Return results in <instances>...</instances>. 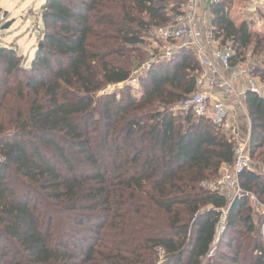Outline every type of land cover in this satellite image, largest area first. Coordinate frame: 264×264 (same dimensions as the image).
<instances>
[{
  "label": "trees",
  "instance_id": "obj_1",
  "mask_svg": "<svg viewBox=\"0 0 264 264\" xmlns=\"http://www.w3.org/2000/svg\"><path fill=\"white\" fill-rule=\"evenodd\" d=\"M39 1L31 61L0 45V264H264L237 241L236 227L253 232L248 197L231 204L217 237L226 201L200 186L232 164L233 138L174 110L196 91L193 50L152 67L138 93L125 85L147 34L187 0ZM233 1L209 8L232 67L252 45V57L264 49V37L229 17ZM252 74L264 83L263 66ZM118 85L119 98L97 96ZM242 104L253 157L264 145V96L246 91ZM239 183L264 205V178L248 171Z\"/></svg>",
  "mask_w": 264,
  "mask_h": 264
},
{
  "label": "built area",
  "instance_id": "obj_2",
  "mask_svg": "<svg viewBox=\"0 0 264 264\" xmlns=\"http://www.w3.org/2000/svg\"><path fill=\"white\" fill-rule=\"evenodd\" d=\"M200 1L204 3V7L208 11L211 6L220 2V0ZM248 1L251 4L250 7L246 8L248 12L256 13L264 10V0ZM200 17L197 0H187L180 13L174 16L168 25L153 28L148 33V40L151 45L148 46L147 58L137 69L135 76H131L125 85L131 86L134 91H138L140 79L152 67L170 60L174 53L182 47L193 50L200 66V73L196 79V91L190 98L177 104L174 110L191 112L196 119L208 120L213 126L220 129H232L235 136L233 138L235 142L232 164L222 165L217 178L203 181L200 185L204 190L223 196L226 201V206L220 210L221 217L216 228L217 237H219L225 226L227 211L231 204L243 196L251 195L244 192L239 183V176L244 172L251 171L250 156L248 143L242 140L235 128L229 126L232 108L209 91L202 90V87L207 82L209 87L218 88L224 96L231 99L234 108L244 111L242 102L245 93L236 91L237 81L244 79L247 84V91L255 95L263 96L264 86L257 77L253 76L254 66L251 67L246 62L231 66V58L234 56L231 43L220 48L213 41L210 20L201 25L199 23ZM201 36L204 38L202 43H200ZM184 39L188 41L182 43L181 46L178 45ZM262 66L264 67V64ZM220 73H228L229 77L225 79ZM249 198L256 202L253 196H249ZM157 252L163 254L161 250Z\"/></svg>",
  "mask_w": 264,
  "mask_h": 264
},
{
  "label": "rangeland",
  "instance_id": "obj_3",
  "mask_svg": "<svg viewBox=\"0 0 264 264\" xmlns=\"http://www.w3.org/2000/svg\"><path fill=\"white\" fill-rule=\"evenodd\" d=\"M41 6L42 2L39 0H0V45L4 47L15 48L25 59L24 61L26 63L31 61V59L33 58L36 47L40 40V31L37 29L36 22L38 20V14ZM250 6L251 4L248 0H234L229 11V17L234 21L236 25H239L243 22L247 23L254 35L264 37V10L257 11L256 13H251L246 9ZM198 7L199 14L201 16L199 18V23L201 25H204L205 21L210 19V14L208 9L204 7V3H201ZM4 14L5 16L3 17ZM7 23H9L10 26L6 30H2L3 26H5V24ZM146 41L147 44L145 45V47H141L142 53L144 54L142 63L145 61V57L147 58L148 46L151 45V42L148 40V34ZM178 45L181 46V43H178ZM254 48V45L249 48L246 54V63L251 67L255 65L262 66L264 64V49L257 50L255 52V57H252L251 53L255 50ZM140 65L141 63L137 68L134 69L132 76H135V73ZM143 76H145V74ZM262 85L264 86V83H262ZM123 86L124 85L109 87L103 92L98 93L97 96L99 97L104 94H116L119 98V93L124 89ZM127 87L133 90L131 86ZM138 88H140V81ZM135 92L138 93L137 90ZM243 115L239 114L237 117H234L232 114L233 117H231V120H234L237 124H239L240 127L236 126L237 132L239 133L238 135L241 136L242 140L248 143L250 123L248 117H245V115ZM225 132L226 135L232 138L235 137L233 135L232 129L226 130ZM257 154H260L259 157H257ZM250 169V172H254L261 178H264V145L255 153L253 157H250ZM249 196H253L256 202L252 201ZM249 196L246 197H248V202L251 206L250 218L253 223V232L251 234H247L246 228L236 227L239 234L237 236V241H240L242 243V256L247 259L258 255L259 253L264 254V205L257 198V196L253 194ZM224 231L225 226L220 235L224 233ZM258 244V247L261 248V251L255 252L256 249L254 248ZM157 256L159 261L163 259V254H158L157 252ZM208 264H215V260L212 259L211 261H208Z\"/></svg>",
  "mask_w": 264,
  "mask_h": 264
},
{
  "label": "crops",
  "instance_id": "obj_4",
  "mask_svg": "<svg viewBox=\"0 0 264 264\" xmlns=\"http://www.w3.org/2000/svg\"><path fill=\"white\" fill-rule=\"evenodd\" d=\"M238 1V0H237ZM200 4H201V1L200 0H197V5L198 6H200ZM203 36H201L200 37V43H202L203 42ZM188 40H182V42H181V44L182 43H185V42H187ZM220 75L223 77V78H225V79H227L228 77H229V74L228 73H220ZM202 90H206V91H209L211 94H213L216 98H218V99H221L224 103H227L231 108H232V111H231V114H230V119H229V126L230 127H234L235 128V130H237L236 129V126H239V124H237L236 123V121H234V120H231V117H237L239 114L240 115H243V112H244V115H245V117H247L246 116V113H245V111H242V110H239V109H237V108H234V105L233 104H231V99L229 98V97H227V96H224L223 94H222V91L221 90H219L218 88H216V87H209L208 86V84H207V82H206V84L202 87ZM236 91L238 92V93H245L246 91H247V84H246V82H245V80L244 79H239L238 81H237V84H236ZM232 114H233V116H232ZM243 115V116H244ZM242 116V117H243ZM240 117V116H239ZM242 122H244V121H242ZM242 122H240V123H242ZM233 124V125H232ZM240 127V126H239Z\"/></svg>",
  "mask_w": 264,
  "mask_h": 264
},
{
  "label": "water",
  "instance_id": "obj_5",
  "mask_svg": "<svg viewBox=\"0 0 264 264\" xmlns=\"http://www.w3.org/2000/svg\"><path fill=\"white\" fill-rule=\"evenodd\" d=\"M5 16V14L3 15V17ZM9 23L5 24V26H3L2 30H6L9 27Z\"/></svg>",
  "mask_w": 264,
  "mask_h": 264
}]
</instances>
